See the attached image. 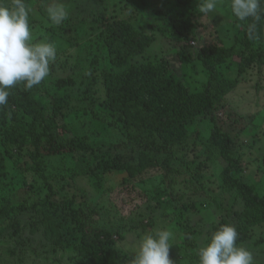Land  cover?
Listing matches in <instances>:
<instances>
[{"label": "trees", "instance_id": "16d2710c", "mask_svg": "<svg viewBox=\"0 0 264 264\" xmlns=\"http://www.w3.org/2000/svg\"><path fill=\"white\" fill-rule=\"evenodd\" d=\"M23 3L30 13H45L52 2ZM229 10L233 16L231 0ZM100 12L92 13V27H78L75 17L46 27L34 40L50 42L58 49L64 46L50 65V75L31 89L17 84L10 90L8 103L0 106V264H24L29 257V264H66L64 259L68 264H130L132 257L105 238L108 232L96 206L106 193L104 181L109 175L123 176L127 185L145 183L156 175L163 187H156L158 196L150 201L167 218V211L175 208L172 219L184 227L183 245L196 263L199 236L206 233L207 244L226 224L236 228L237 246L246 244L245 248H253L258 255V247L264 248L259 234L264 228V194L261 187L235 174L241 168L235 154L237 139L218 126L215 110L239 86L248 69L256 63L259 69L264 67V18L242 22L233 16L237 30L231 45L202 42L196 59L207 80L202 89L192 90L184 68L193 62V55L186 46L177 50L178 67L169 56L147 59L145 55L156 33L172 32L184 39L191 33L196 39L204 14L195 9L179 13L174 8L157 22L146 24V31L122 15ZM77 19L83 24L82 17L77 15ZM162 20H169L167 28ZM31 23L38 24L34 19ZM81 110L118 131L122 139L106 150H96L89 135L60 122ZM199 119L211 121L208 136L201 140L203 156L206 161L226 164L219 175L222 196L212 200L221 202L222 197L232 195L242 206L233 215L227 213L212 222L206 232L197 231L187 221L182 225L187 211L202 207L212 197L202 183V161L192 169L187 159ZM50 157L75 162L68 166L71 176L64 169L49 168ZM79 176L88 179L100 195L90 198L75 185ZM180 183L190 192L175 193ZM69 187L76 192L70 194ZM139 219L144 231L154 226L153 215L142 214ZM25 231L39 233L38 241L24 236Z\"/></svg>", "mask_w": 264, "mask_h": 264}, {"label": "rangeland", "instance_id": "374dc122", "mask_svg": "<svg viewBox=\"0 0 264 264\" xmlns=\"http://www.w3.org/2000/svg\"><path fill=\"white\" fill-rule=\"evenodd\" d=\"M42 5L44 0H38ZM182 3H177V0H55L57 3L63 4L68 12L67 19H75L79 24L85 27L92 23V13H99L101 15L111 16L119 14L122 17L129 18L135 26L141 29L149 30L145 27L148 23L157 22L159 16L165 15L168 11L178 9L179 13H189L190 9L198 10L200 0H181ZM7 2V0H6ZM53 2V0H51ZM39 6V5H38ZM161 10L159 15L158 11ZM32 13V16H31ZM29 14V23L32 25V19L36 20L38 24L31 26L32 28V42L39 43L42 41H35L39 35H43L46 27L51 26V21L47 17V13L42 11L31 12ZM77 15L82 17L83 24L77 19ZM176 16V15H173ZM75 17V18H74ZM169 20H162V24L168 27ZM202 25L197 33L198 40L193 38L191 33L188 34V39H184L177 34L161 35L156 33V41L146 53L147 59H153L156 55H166L178 67L179 57L177 50L181 46H186L188 52L192 53L193 62L184 68L186 82L190 85L192 90L202 89L203 84L207 78L205 71L200 62L196 59L198 47L202 42L210 44L231 45L235 36L237 26L234 23V18L229 10V0H219L216 11L203 15ZM87 27H92L91 25ZM38 30V32H36ZM36 32V33H35ZM97 32V31H96ZM35 33V34H34ZM71 35V34H69ZM96 33H91L95 37ZM68 37V36H67ZM200 41V43H199ZM44 42V41H43ZM82 44H79L81 47ZM64 46L59 49L56 47L57 55ZM68 47V45L66 46ZM70 50V49H69ZM68 50V52H69ZM73 51V49L71 50ZM67 52V53H68ZM66 53V55H67ZM81 65L78 66L80 70ZM233 75V73H232ZM80 92H76V97ZM215 117L218 126L224 131L231 134L236 141L235 154L241 159L240 172L237 170L236 175H242L247 182L254 184L256 187H261L264 194V67L259 69L257 63L252 69H248L243 80L239 86L230 93L215 110ZM195 124L194 130L196 134L191 137L189 141L190 150L187 159L191 164L190 167L195 169L198 163L202 161L204 167V177L202 183L206 188L208 195L212 197L205 199L202 207L187 211L185 214L184 223H189L191 226L197 228V231H207L211 227V223L221 219L223 215L230 213L233 215L236 210L242 206L235 201L234 196L226 195L221 202H213L214 197H221L222 191L220 189V172L226 164L219 160L218 162L206 161L203 156L204 146L201 140L204 136H208V129L211 124L210 119H199ZM61 123L71 124L80 133H85L91 137V144L96 150H106L112 143L120 141L122 138L120 133L107 125L95 120L90 116V113L79 111L60 120ZM203 138V139H202ZM48 167L55 169H64L68 175V166L76 165L75 162H60L57 159L48 158ZM206 163V164H205ZM81 165V164H77ZM81 170V167L79 168ZM150 175H155L152 172ZM123 176L109 175L104 181L106 186V193L96 203L98 209L103 215L102 227L107 230L105 238L110 240L114 247L121 253L132 257L133 249L139 242V238L145 232L153 230H170L173 233V239L170 241L172 247L170 248L169 258L173 264H198L192 257L190 250L186 251L183 245L184 242V227L176 223L172 218L176 215L175 208H170L167 211L169 218L164 217L163 210L157 208L150 199L157 198L156 187H163L162 182L156 178L145 183H130L122 182ZM181 184V183H180ZM75 185L80 187L85 194L94 197L100 195L94 190L91 182L81 176L75 179ZM173 189V188H172ZM175 193H189L186 185L181 184L173 189ZM70 194L76 192L75 188L69 187ZM102 195V194H101ZM186 198L185 200H187ZM221 200L220 198H217ZM199 206V205H198ZM223 207L221 209L220 207ZM141 214V215H140ZM142 214H149L155 217L154 226L147 227L149 231H144V227L139 225V217ZM140 215V216H139ZM173 220V221H171ZM146 222V219L144 220ZM135 223V224H134ZM137 223V224H136ZM134 224V225H133ZM10 229V228H9ZM8 229V231H9ZM146 229V228H145ZM261 229H257L260 231ZM264 230V228L262 229ZM261 230V231H262ZM5 236L7 237V233ZM260 231V232H261ZM259 234L264 238V233ZM24 236L37 242L39 233L24 232ZM259 239V237H257ZM206 241V233L199 236V247H204ZM127 244L128 250H125L124 244ZM246 244L240 247L245 248ZM254 246V245H253ZM198 248V249H200ZM249 250V247L246 248ZM194 251H196L194 249ZM254 259V264H264V248L258 247V255L255 254L253 248L249 250ZM190 252V253H188ZM70 255L69 252L66 253ZM71 255H74L71 252ZM77 255L75 254V257ZM32 257L26 260L24 264H29ZM64 262H68L64 259Z\"/></svg>", "mask_w": 264, "mask_h": 264}, {"label": "clouds", "instance_id": "9594fccd", "mask_svg": "<svg viewBox=\"0 0 264 264\" xmlns=\"http://www.w3.org/2000/svg\"><path fill=\"white\" fill-rule=\"evenodd\" d=\"M219 0H200L198 12L216 11ZM264 0H231V12L240 21L264 18ZM48 19L60 25L68 17L66 7L55 2L45 7ZM30 9L23 0H0V106L8 103L10 90L19 83L27 89L40 85L50 75L57 50L50 42H32ZM252 27L249 38H253ZM170 230L145 232L133 249L130 264H173L169 258ZM238 232L231 225H221L206 246L198 251L199 264H254L252 253L237 246ZM125 250L128 246L124 244Z\"/></svg>", "mask_w": 264, "mask_h": 264}]
</instances>
